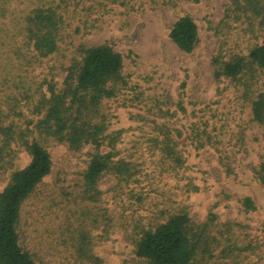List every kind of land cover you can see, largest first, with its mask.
<instances>
[{
  "label": "rangeland",
  "instance_id": "374dc122",
  "mask_svg": "<svg viewBox=\"0 0 264 264\" xmlns=\"http://www.w3.org/2000/svg\"><path fill=\"white\" fill-rule=\"evenodd\" d=\"M264 3V0H262ZM64 16L59 49L39 57L25 31L38 6ZM232 0H0V128L19 133L40 116L48 81L64 85L80 45L109 44L123 57L125 84L105 99L102 153L128 165L84 182L96 148L73 150L49 139L52 168L24 201L21 245L38 264H148L136 254L143 233L186 212L206 264H264V125L252 100L264 91L253 78H216L214 58L247 56L264 43L260 17ZM190 15L198 42L187 53L170 37ZM115 139L114 146L110 140ZM20 141L0 130V192L30 162ZM250 199L252 206L246 205Z\"/></svg>",
  "mask_w": 264,
  "mask_h": 264
},
{
  "label": "trees",
  "instance_id": "16d2710c",
  "mask_svg": "<svg viewBox=\"0 0 264 264\" xmlns=\"http://www.w3.org/2000/svg\"><path fill=\"white\" fill-rule=\"evenodd\" d=\"M235 10L251 12L260 17L264 29L262 0H232ZM64 16L56 6L41 5L27 16L26 36L39 57H47L59 49ZM171 39L184 52H191L198 42V27L190 15L181 16L170 30ZM80 60L67 68L64 85L60 88L48 81L36 105L37 120L28 123L19 133L13 125L1 127L7 145L20 141L30 154V162L16 170L10 183L0 192V264H38L32 254L21 245L18 227L24 201L52 168V158L46 147L51 139L66 142L73 150L87 144L97 152L92 155L84 172L88 189H94L105 172L126 176L130 168L124 162L114 161L113 151L102 153L100 147L106 138L107 121L102 114L105 99L112 98L125 84L122 75L123 57L109 44L80 45ZM216 78L237 80L245 75L253 78L256 68L264 69V43L253 46L247 56L235 55L229 60L214 58ZM253 119L264 125V91L252 100ZM116 138L110 140L113 147ZM264 185V163L259 173ZM246 205L252 202L246 199ZM198 244L191 220L186 212L176 213L154 230L143 233L136 244V254L148 264H206L196 260Z\"/></svg>",
  "mask_w": 264,
  "mask_h": 264
}]
</instances>
